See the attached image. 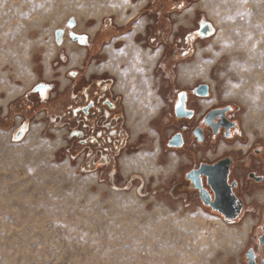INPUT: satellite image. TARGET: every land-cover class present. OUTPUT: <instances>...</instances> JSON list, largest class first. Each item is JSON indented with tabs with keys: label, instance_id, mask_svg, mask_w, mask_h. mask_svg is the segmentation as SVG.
<instances>
[{
	"label": "rangeland",
	"instance_id": "374dc122",
	"mask_svg": "<svg viewBox=\"0 0 264 264\" xmlns=\"http://www.w3.org/2000/svg\"><path fill=\"white\" fill-rule=\"evenodd\" d=\"M200 1L216 35L187 60L193 64L188 69L197 73L195 80L208 74L214 92L239 108L246 131L264 141V0ZM118 4L0 0V114L8 116L39 81L68 82V69L79 64L71 55L83 56L69 35H90ZM132 38L116 69L127 121L141 147L132 169L148 179L161 172L154 168L153 130L166 82L157 54ZM66 54L69 64L60 67ZM44 122L33 118L25 138L11 133L0 141V264H241L248 231L225 228L198 206L169 197L161 179L150 181L143 195L109 188L68 157L63 140L50 137ZM148 151L153 154L143 153ZM154 188H161L157 195Z\"/></svg>",
	"mask_w": 264,
	"mask_h": 264
},
{
	"label": "flooded vegetation",
	"instance_id": "af4514ba",
	"mask_svg": "<svg viewBox=\"0 0 264 264\" xmlns=\"http://www.w3.org/2000/svg\"><path fill=\"white\" fill-rule=\"evenodd\" d=\"M120 3L92 36L69 35L83 47V56L68 69V82H37L10 107L21 122L6 132L26 137L34 127L33 118L45 119L49 136L63 140L68 157L109 188L119 192L134 188L143 195L150 181L161 179L168 183L164 192L169 197L198 206L225 228L248 231L241 264H264V141L246 131L239 108L214 92L208 74L205 81L195 80L197 73L188 69L193 64L187 60L216 35L209 11L197 7L200 0ZM137 22H143L142 31L132 41L142 40L157 54L156 68L166 82L164 108L153 130L154 168L161 172L148 179L132 169L131 161L141 152L134 151L141 147L127 121L116 69L124 63V42ZM61 58L60 67L69 64L67 54ZM12 117L17 116L9 113L0 121V129ZM122 161L133 170L127 176ZM160 189L151 193L157 195Z\"/></svg>",
	"mask_w": 264,
	"mask_h": 264
},
{
	"label": "bare ground",
	"instance_id": "6f19581e",
	"mask_svg": "<svg viewBox=\"0 0 264 264\" xmlns=\"http://www.w3.org/2000/svg\"><path fill=\"white\" fill-rule=\"evenodd\" d=\"M121 23H123V22L119 21V24H121ZM97 26H99V22H98V24L95 27H93L92 29H89L88 30V32H89L90 35H93L94 34ZM142 26H143V22L138 23L135 26V28L133 30V33H132V35H130V37L132 38L133 35H136L139 32H141L142 31ZM69 51H70V53H73L74 52V50H69ZM71 57H72L71 58L72 60H75V61L79 62V60H78V53L77 52H74L73 55H71ZM80 57H81V55H80ZM75 61H74V64H75ZM104 68H106V66H104L102 69H104ZM9 134H10L9 132H5V133L0 134V141L1 142H3V141L6 142L8 140V138H9ZM121 164L123 165V171L125 173H128V170L126 169V166H125L124 161H122Z\"/></svg>",
	"mask_w": 264,
	"mask_h": 264
},
{
	"label": "crops",
	"instance_id": "0c3cea01",
	"mask_svg": "<svg viewBox=\"0 0 264 264\" xmlns=\"http://www.w3.org/2000/svg\"><path fill=\"white\" fill-rule=\"evenodd\" d=\"M6 116H7L6 114H0V121L4 122L6 120ZM17 120H18V117H14V119L9 122L10 124L8 126H6V127H3L2 129H7V128L10 127L11 129H9V130H11V131L13 130L14 131V129L19 125L18 124L16 127H12Z\"/></svg>",
	"mask_w": 264,
	"mask_h": 264
},
{
	"label": "trees",
	"instance_id": "16d2710c",
	"mask_svg": "<svg viewBox=\"0 0 264 264\" xmlns=\"http://www.w3.org/2000/svg\"><path fill=\"white\" fill-rule=\"evenodd\" d=\"M14 114H15V112H12V111H11L10 116H12V115H14ZM82 169H83L84 171H86L84 165H82Z\"/></svg>",
	"mask_w": 264,
	"mask_h": 264
}]
</instances>
